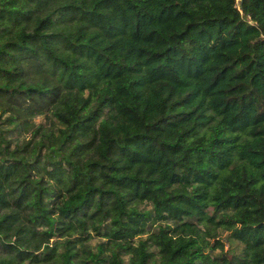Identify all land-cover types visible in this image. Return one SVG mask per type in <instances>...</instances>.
<instances>
[{"label": "trees", "instance_id": "trees-1", "mask_svg": "<svg viewBox=\"0 0 264 264\" xmlns=\"http://www.w3.org/2000/svg\"><path fill=\"white\" fill-rule=\"evenodd\" d=\"M0 264H264V0H0Z\"/></svg>", "mask_w": 264, "mask_h": 264}, {"label": "rangeland", "instance_id": "rangeland-1", "mask_svg": "<svg viewBox=\"0 0 264 264\" xmlns=\"http://www.w3.org/2000/svg\"><path fill=\"white\" fill-rule=\"evenodd\" d=\"M39 120V117H37V118H35V121L37 122ZM224 234H222V236H223Z\"/></svg>", "mask_w": 264, "mask_h": 264}]
</instances>
